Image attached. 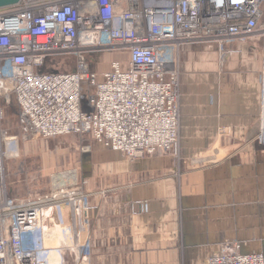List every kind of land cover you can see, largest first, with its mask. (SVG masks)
Here are the masks:
<instances>
[{"label":"built area","instance_id":"2783aa9c","mask_svg":"<svg viewBox=\"0 0 264 264\" xmlns=\"http://www.w3.org/2000/svg\"><path fill=\"white\" fill-rule=\"evenodd\" d=\"M253 40L264 47V0H20L0 9V264L90 258L91 206L81 185L58 179L14 193L9 162L20 138L85 135L128 159L178 158L181 48L214 44L224 56L229 44ZM61 55L75 58L73 71H43ZM13 104L18 132L7 117ZM51 232L69 237L58 249L74 246L75 262L52 257ZM206 264H264V254L232 241Z\"/></svg>","mask_w":264,"mask_h":264},{"label":"crops","instance_id":"0c3cea01","mask_svg":"<svg viewBox=\"0 0 264 264\" xmlns=\"http://www.w3.org/2000/svg\"><path fill=\"white\" fill-rule=\"evenodd\" d=\"M228 50L179 54L180 151L192 162L217 145L216 162L180 170L170 154L106 156L115 178L81 185L91 206L88 264H206L232 241L264 254V47L253 40ZM7 117L13 126V108ZM51 233L52 257L75 262L74 246L58 249L69 237Z\"/></svg>","mask_w":264,"mask_h":264},{"label":"rangeland","instance_id":"374dc122","mask_svg":"<svg viewBox=\"0 0 264 264\" xmlns=\"http://www.w3.org/2000/svg\"><path fill=\"white\" fill-rule=\"evenodd\" d=\"M88 60L90 69L94 68L97 64L96 54L88 56ZM74 69L75 58L66 55L49 58L43 67V71L67 72ZM16 111L13 105V131L18 132L15 125ZM101 147L85 135L68 134L48 139L20 138L18 157L9 162L14 193L22 195L33 189L46 190L57 179H65L69 184L78 185L86 182L89 183L88 187H93V184L101 179L104 181L114 179L115 174L110 172L111 167L107 165L108 161L113 160V156L119 154ZM106 156L110 160L107 161ZM122 156H120L121 159L126 158ZM186 157L180 151L179 157L176 158L175 164L180 170L189 169L191 166L212 164L218 158V147L211 146L192 162H189ZM133 159L136 160V158ZM107 169L109 173L103 174V171L108 172ZM100 172H102L101 175H98Z\"/></svg>","mask_w":264,"mask_h":264},{"label":"water","instance_id":"95a60500","mask_svg":"<svg viewBox=\"0 0 264 264\" xmlns=\"http://www.w3.org/2000/svg\"><path fill=\"white\" fill-rule=\"evenodd\" d=\"M20 0H0V9L16 5Z\"/></svg>","mask_w":264,"mask_h":264}]
</instances>
